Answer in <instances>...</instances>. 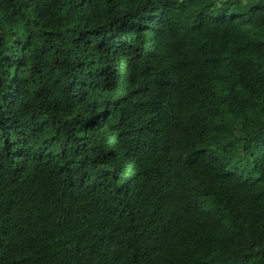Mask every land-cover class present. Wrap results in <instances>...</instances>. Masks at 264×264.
I'll return each instance as SVG.
<instances>
[{
	"label": "trees",
	"instance_id": "obj_1",
	"mask_svg": "<svg viewBox=\"0 0 264 264\" xmlns=\"http://www.w3.org/2000/svg\"><path fill=\"white\" fill-rule=\"evenodd\" d=\"M0 264H264V0H0Z\"/></svg>",
	"mask_w": 264,
	"mask_h": 264
}]
</instances>
